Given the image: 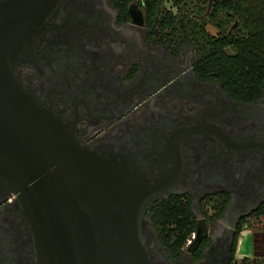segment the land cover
<instances>
[{
    "label": "flooded vegetation",
    "instance_id": "obj_1",
    "mask_svg": "<svg viewBox=\"0 0 264 264\" xmlns=\"http://www.w3.org/2000/svg\"><path fill=\"white\" fill-rule=\"evenodd\" d=\"M122 9L110 0H59L25 39L16 74L74 123L83 145L150 181L171 180L179 168L158 200L189 195L195 229L180 257L168 258L145 213L153 264H235L238 229H264V90L250 101L232 97L196 69L194 39L150 28L144 0ZM198 221L204 234L192 247ZM35 260L16 196L0 184V264Z\"/></svg>",
    "mask_w": 264,
    "mask_h": 264
},
{
    "label": "water",
    "instance_id": "obj_2",
    "mask_svg": "<svg viewBox=\"0 0 264 264\" xmlns=\"http://www.w3.org/2000/svg\"><path fill=\"white\" fill-rule=\"evenodd\" d=\"M58 1L0 0V184L16 196L35 264H153L144 215L179 168L171 180L150 181L83 145L74 123L43 106L16 74L25 39ZM175 157L180 165L177 150ZM200 223L192 247L204 234Z\"/></svg>",
    "mask_w": 264,
    "mask_h": 264
},
{
    "label": "trees",
    "instance_id": "obj_3",
    "mask_svg": "<svg viewBox=\"0 0 264 264\" xmlns=\"http://www.w3.org/2000/svg\"><path fill=\"white\" fill-rule=\"evenodd\" d=\"M110 1L124 10L131 0ZM144 14L150 28L157 23L162 31H174V38L183 35L195 40L198 36L194 42L199 46L196 69L204 76L214 74L232 97L250 101L264 90V0H144ZM205 17L222 31L211 34L201 21ZM191 206L189 195H171L147 209L157 242L168 258L180 257L182 246L195 229ZM235 264L250 263L244 257Z\"/></svg>",
    "mask_w": 264,
    "mask_h": 264
},
{
    "label": "rangeland",
    "instance_id": "obj_4",
    "mask_svg": "<svg viewBox=\"0 0 264 264\" xmlns=\"http://www.w3.org/2000/svg\"><path fill=\"white\" fill-rule=\"evenodd\" d=\"M165 4L168 6L170 3L166 1ZM202 20L206 22L207 28L210 33L213 34L216 32V30L218 32L222 31L221 28H219V30L216 29L214 22L207 20L206 17L201 19V21ZM229 26L230 24L228 25V27ZM229 30H231V28H228V31ZM197 38L198 36H196L195 40H197ZM228 51L232 52V49L230 48L228 49ZM259 231H264L260 223L244 228L239 233L235 249V258L237 262H240V260L245 257L248 259L250 264H264V237L258 238V236H264V232L259 233Z\"/></svg>",
    "mask_w": 264,
    "mask_h": 264
}]
</instances>
